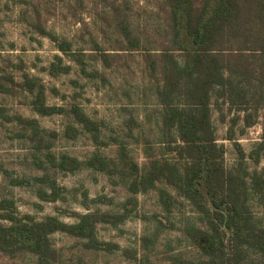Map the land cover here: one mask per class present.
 I'll return each mask as SVG.
<instances>
[{
  "label": "trees",
  "instance_id": "trees-1",
  "mask_svg": "<svg viewBox=\"0 0 264 264\" xmlns=\"http://www.w3.org/2000/svg\"><path fill=\"white\" fill-rule=\"evenodd\" d=\"M161 5L166 24L160 37L152 42L141 41L118 6L112 4L106 16L107 26L120 37L115 50L143 53L146 65L142 72L156 98L160 151L146 139L144 143L135 142L142 147V164L132 157L123 139H103L101 123L85 114L78 104L48 105L38 78L26 73L20 82L12 76L0 77V93H13L17 87L29 95L28 106L36 114L67 117L63 137L74 139L85 134L96 149L114 147L110 157L97 151L84 159L55 154L52 147L58 133L41 128L35 118L9 116L0 109L1 118L19 126L15 135L27 142L31 162L42 172L32 178L11 177V185L35 182L36 196L41 201L55 202L62 198L64 188L52 174L89 169L104 174L110 182L121 183L128 192L120 211H71L68 214L73 222L51 215L40 220L29 215L19 217L12 201L2 199L0 219L7 223H0V255L29 253L37 264H56L59 254L51 236L62 233L77 239L83 250L119 252L136 261L135 252L99 239L97 228L122 224L133 216L136 195L151 190L157 192L164 210L169 211L175 199L159 186L163 184L188 202L200 223H186L182 228L197 257L169 255L171 264H264V225L256 222L249 204L254 196L264 205V170H249L245 163L248 158L256 165L264 156V118L260 141L248 154L234 140L232 131V124L239 118L244 128L252 127L258 112L264 110V0H161ZM35 26L59 53L85 72L82 50H73L70 41L40 24ZM94 50L98 52L93 57L110 66L109 53L97 46ZM45 70L55 77L67 74L71 67L55 55ZM222 105L242 113L231 120L227 131V139L233 141L237 152L236 165L230 168L224 165L225 149L216 142L212 124L213 110L220 113ZM139 126L134 119L127 120L125 136L137 140L133 130ZM158 222L164 226L161 220Z\"/></svg>",
  "mask_w": 264,
  "mask_h": 264
},
{
  "label": "rangeland",
  "instance_id": "rangeland-1",
  "mask_svg": "<svg viewBox=\"0 0 264 264\" xmlns=\"http://www.w3.org/2000/svg\"><path fill=\"white\" fill-rule=\"evenodd\" d=\"M118 6L127 17L141 41L152 42L164 29L165 10L161 0H0V77L12 76L21 81L23 73L36 77L45 88L48 105L67 106L78 104L90 118L101 123L102 137L123 139L128 143L132 157L142 164L145 158L140 143L145 139L160 151L157 106L154 91L143 74L145 60L140 51L115 50L120 37L107 26L106 16L111 5ZM40 24L46 31L71 42L73 50L84 53L85 72L68 56L59 53L54 43L36 30ZM157 29H160L159 32ZM146 36V37H145ZM97 47L109 53L111 64L105 66L95 59ZM59 55L71 70L67 74L52 77L45 68ZM29 95L15 87L13 93H0V109L6 115L35 118L40 127L55 131L52 151L84 159L97 151L107 157L114 155V147L96 149L88 136L79 134L74 139L63 137L69 122L64 115L40 116L28 106ZM212 113L216 142L224 146V165H236L237 152L233 141L227 139L231 120L241 117V112L220 106ZM256 123L244 128L241 119L232 124L234 140L245 154L260 141L264 110L258 112ZM223 120H222V118ZM134 119L141 126L134 128L137 140L125 136V123ZM20 128L0 116V200L12 201L17 216L29 215L35 220L56 216L64 222H73L71 211L87 212L96 208L102 211H120V205L128 196L121 183H113L102 173L81 169L75 173H55L52 177L64 188L62 198L55 202L41 201L36 196L38 184L11 185L9 179L40 176L41 171L31 162L28 144L15 134ZM140 142V143H135ZM249 170H264V156L256 165L246 158ZM173 197L169 211H165L155 190L136 195L137 206L133 216L117 227L99 225L96 231L101 240L118 244L122 249L136 253L137 260H129L119 252L103 253L81 249L78 240L62 234L51 236V243L59 254L56 264H171L169 255L180 258H196V249L182 233L186 223L200 225L197 214L187 201L179 197L169 186L159 184ZM96 199V202H92ZM253 217L264 225V205L254 196L249 199ZM161 220L164 224H159ZM0 223L7 222L0 219ZM0 264H37L29 253L14 257L0 255Z\"/></svg>",
  "mask_w": 264,
  "mask_h": 264
}]
</instances>
